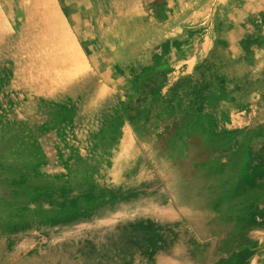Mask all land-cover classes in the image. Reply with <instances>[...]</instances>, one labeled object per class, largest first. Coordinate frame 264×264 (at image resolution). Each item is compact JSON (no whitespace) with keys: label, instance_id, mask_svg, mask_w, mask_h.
I'll use <instances>...</instances> for the list:
<instances>
[{"label":"rangeland","instance_id":"rangeland-1","mask_svg":"<svg viewBox=\"0 0 264 264\" xmlns=\"http://www.w3.org/2000/svg\"><path fill=\"white\" fill-rule=\"evenodd\" d=\"M115 1L0 0V264H264V0Z\"/></svg>","mask_w":264,"mask_h":264},{"label":"crops","instance_id":"crops-1","mask_svg":"<svg viewBox=\"0 0 264 264\" xmlns=\"http://www.w3.org/2000/svg\"><path fill=\"white\" fill-rule=\"evenodd\" d=\"M186 4H189L178 11L175 15H208L209 9L211 8L209 4L202 0H185ZM189 1V2H187ZM119 3V7L115 10H108L107 12L106 6L104 9L100 11L91 10L89 15H144L142 11V7L140 6V0H117L115 1ZM90 5L91 2L89 1ZM122 5V7H121ZM121 11V12H119Z\"/></svg>","mask_w":264,"mask_h":264}]
</instances>
